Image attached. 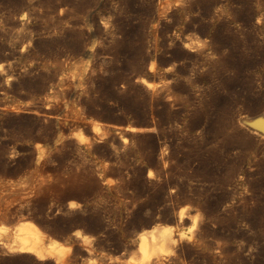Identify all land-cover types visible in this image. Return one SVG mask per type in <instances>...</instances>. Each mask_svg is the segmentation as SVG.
<instances>
[{"label": "rangeland", "instance_id": "1", "mask_svg": "<svg viewBox=\"0 0 264 264\" xmlns=\"http://www.w3.org/2000/svg\"><path fill=\"white\" fill-rule=\"evenodd\" d=\"M263 115L264 0H0L4 224L63 244L0 264H133L156 227L163 264H264Z\"/></svg>", "mask_w": 264, "mask_h": 264}, {"label": "bare ground", "instance_id": "2", "mask_svg": "<svg viewBox=\"0 0 264 264\" xmlns=\"http://www.w3.org/2000/svg\"><path fill=\"white\" fill-rule=\"evenodd\" d=\"M241 126L251 129L254 132L258 133L260 136L264 137V115L262 117H257L253 120L241 121ZM93 127L95 130L96 126ZM127 130L128 132L129 131L135 132V129L132 127L128 128ZM60 177L62 178V176ZM42 186H45L44 183ZM42 186L40 185L39 187L40 190L41 191L46 190V188ZM70 208H73V206H70ZM19 211L20 213L23 212L22 210ZM182 218H183V213L180 212L177 221L181 222ZM9 221H10V213L4 208L3 204H0V246L6 252L31 255V257L33 256L36 260L39 261L45 259H52L56 256H59V259L62 258L61 256L63 251L61 247L63 244L59 242L54 236L49 235L44 229H42L34 221L25 218L13 226H8V225L6 226L4 223ZM154 229H155L154 231L140 235V239L137 245L139 256L133 262V264H163L164 263L163 261L165 259H168L172 254L175 245L183 240V234H179L177 238H174L172 236L171 231L165 227H159V228L156 227Z\"/></svg>", "mask_w": 264, "mask_h": 264}]
</instances>
